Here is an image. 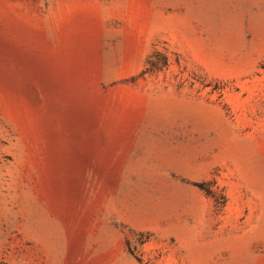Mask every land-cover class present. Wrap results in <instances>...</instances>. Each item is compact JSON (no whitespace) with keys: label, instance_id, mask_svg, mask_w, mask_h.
I'll return each mask as SVG.
<instances>
[{"label":"rangeland","instance_id":"obj_1","mask_svg":"<svg viewBox=\"0 0 264 264\" xmlns=\"http://www.w3.org/2000/svg\"><path fill=\"white\" fill-rule=\"evenodd\" d=\"M0 264H264V0H0Z\"/></svg>","mask_w":264,"mask_h":264},{"label":"trees","instance_id":"obj_2","mask_svg":"<svg viewBox=\"0 0 264 264\" xmlns=\"http://www.w3.org/2000/svg\"><path fill=\"white\" fill-rule=\"evenodd\" d=\"M147 63L149 64L148 69L153 70V69L156 68L155 61H154V59H153V56L150 57V58L148 59ZM197 184H198V186H200L201 188H203V184H202V183H197ZM207 190H208L207 192H208L211 196H214V197H215L217 203H219V197H218L217 193H216V192H213L211 189H207ZM220 195H221V197H222L223 200H224V195H223L222 192L220 193ZM223 200H221V202H224Z\"/></svg>","mask_w":264,"mask_h":264}]
</instances>
